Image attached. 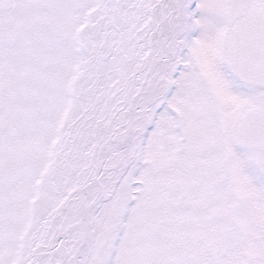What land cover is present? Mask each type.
Instances as JSON below:
<instances>
[{"label":"snow or ice","instance_id":"snow-or-ice-1","mask_svg":"<svg viewBox=\"0 0 264 264\" xmlns=\"http://www.w3.org/2000/svg\"><path fill=\"white\" fill-rule=\"evenodd\" d=\"M0 264H264V0H0Z\"/></svg>","mask_w":264,"mask_h":264}]
</instances>
